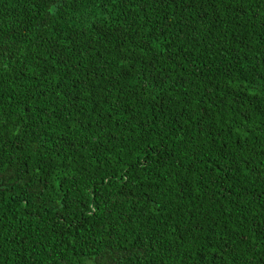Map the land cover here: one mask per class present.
<instances>
[{"label":"trees","instance_id":"obj_1","mask_svg":"<svg viewBox=\"0 0 264 264\" xmlns=\"http://www.w3.org/2000/svg\"><path fill=\"white\" fill-rule=\"evenodd\" d=\"M0 264H264V0H0Z\"/></svg>","mask_w":264,"mask_h":264}]
</instances>
